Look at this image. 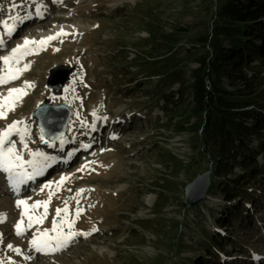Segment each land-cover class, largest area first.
I'll use <instances>...</instances> for the list:
<instances>
[{
    "label": "rangeland",
    "instance_id": "obj_1",
    "mask_svg": "<svg viewBox=\"0 0 264 264\" xmlns=\"http://www.w3.org/2000/svg\"><path fill=\"white\" fill-rule=\"evenodd\" d=\"M224 1L0 0V57L24 38L41 41L40 29L32 24L19 23V30L8 36L3 22L12 28L18 20L34 17L33 24L71 26L67 35L29 44L27 55L10 62L13 68L27 69L17 82L0 84V92L11 85L27 89L21 102L0 118V132L22 122L3 147L14 145L23 160H35L41 167L43 159L29 152L48 158V169L23 183L19 192L0 171V213L6 216L0 222V264H264V148L255 156L262 171L240 184L248 196L228 198L219 191L224 179L214 176L211 161L198 153V134L189 131L193 119L180 117L189 99L185 81L197 66L196 58L209 48L204 38L222 23L216 12ZM38 11L44 17H37ZM78 26L88 28L79 32ZM223 44L230 46L228 39ZM262 59L264 54L250 65L259 68L255 71L240 67L251 77L245 85L223 81L228 89L240 84L256 92L252 98L260 100L264 115ZM55 65L71 68L59 90L46 85ZM169 68L177 72L174 79L166 82L156 75ZM0 69L6 71L3 61ZM60 76L58 72L53 83ZM179 90L184 97H177ZM37 99L64 103L71 110L64 149L58 143L63 138L52 141L40 135L31 117ZM96 120L99 126L93 125ZM248 144L257 149L259 140L252 136ZM208 169L210 184L203 200L182 206L185 185ZM242 173L235 165L226 179ZM17 200L28 205L49 201L46 213L43 206L34 209L42 223L28 228L23 217L20 235L15 228L22 220ZM77 209L83 210L78 216ZM54 219L57 232L51 231ZM69 221H74L71 227ZM39 230H49L51 237L79 234L59 251L38 253L30 241ZM50 243L54 247L56 241Z\"/></svg>",
    "mask_w": 264,
    "mask_h": 264
},
{
    "label": "trees",
    "instance_id": "obj_2",
    "mask_svg": "<svg viewBox=\"0 0 264 264\" xmlns=\"http://www.w3.org/2000/svg\"><path fill=\"white\" fill-rule=\"evenodd\" d=\"M216 13L222 23L216 24L208 38H204L209 48L196 58L197 66L189 71L190 79L185 81L189 99L185 101V114L180 117L193 119L189 131L198 134V153L211 161L213 175L224 179L219 191L228 198L247 197L245 185L240 184L254 178L263 167L257 166L255 156L264 148V115L260 100L252 98L256 92L249 93L240 84L228 89L223 80L231 86L235 80L245 85L251 77L240 67L259 69L250 65L264 54V0H225ZM223 39H228L230 46H224ZM229 67L238 72L232 74ZM171 69L156 75L161 74L167 82L177 73ZM181 93L179 90L178 98L184 97ZM162 97L167 99L166 94ZM251 105L257 107L248 108ZM248 120L252 121L249 125ZM252 136L259 140L257 149L249 147ZM235 165L243 173L226 179Z\"/></svg>",
    "mask_w": 264,
    "mask_h": 264
},
{
    "label": "snow or ice",
    "instance_id": "obj_3",
    "mask_svg": "<svg viewBox=\"0 0 264 264\" xmlns=\"http://www.w3.org/2000/svg\"><path fill=\"white\" fill-rule=\"evenodd\" d=\"M4 23V28L6 30L5 34L8 36H11L14 31H16L15 27L9 28L8 24L6 22ZM63 30H61L60 33H57V35H64ZM54 36H49L46 38H43L41 41H31L28 38H24L23 44H18L15 48L11 50V53L7 56L0 57V61H3L6 71L3 69H0V84H7L9 81L16 80L19 78V75L22 71L26 70L28 65H24L23 68H13L11 67L12 61H19V59L23 55L28 54V46L29 44H36L39 43L43 45L46 43L47 40L54 39ZM4 41L3 39H0V45H3ZM26 86H30L29 82H25ZM25 94L22 88H10L8 89V95L7 97L0 96V118H6V111L4 110L6 107L11 108L12 107V101L15 99H18L20 95ZM22 123L18 121H14L12 124H9L7 126V129L3 132H0V171H3L7 174V180L9 183L10 188L13 191L19 192V185L26 183L28 180H32L35 176L42 175L43 169L47 167V157L42 152H29V155L32 157H41L44 161L43 166H38L37 162L35 160H28L25 161L22 159V156L19 152L15 151L14 145L9 146L7 148L3 147L4 140L11 134L12 131L17 130V124ZM27 131L26 129L24 130ZM21 143L24 141V135L21 134L20 136ZM24 147L27 148V144H24ZM26 165H29L32 167V172H25L24 168ZM64 178H61V181L59 183H63ZM49 201H36L32 205H28L25 200H17L16 204L17 207L24 206V211L21 212L22 220L20 222H17L15 225L16 233L17 235L22 234V232L25 230L22 228V222L23 217H28V224L27 227H31L33 223H42L43 217H33L27 212V209L30 207L32 209H35L37 207L43 206L45 208V213L47 211V204ZM63 211L67 212V207L63 209ZM83 211L82 209H77L76 214L77 216L80 214V212ZM61 212V209H57V215H59ZM3 219H6V216L2 213H0V222L3 221ZM74 223V221H69V227H71V224ZM49 230H44L43 233H39L38 235H34L33 239L30 241L31 246L35 249L36 252H46V250L51 251H59L61 248L66 247L72 240V238L75 235H78L79 233L69 232L67 235H64L63 232H58L57 236L55 237H49L47 235ZM53 232H57V225L55 222V219L53 220V227L51 229ZM95 231V229H93ZM55 240L56 244L53 247L50 243L51 240ZM8 248L11 249L12 245H8ZM17 251H19L17 249Z\"/></svg>",
    "mask_w": 264,
    "mask_h": 264
},
{
    "label": "water",
    "instance_id": "obj_4",
    "mask_svg": "<svg viewBox=\"0 0 264 264\" xmlns=\"http://www.w3.org/2000/svg\"><path fill=\"white\" fill-rule=\"evenodd\" d=\"M61 76L57 83H53L57 73ZM71 73V68L64 65H55L48 71L46 85L53 89H61ZM71 110L64 104H51L47 101L35 105L31 112V117L36 119L37 129L42 137L57 141L65 136L67 121ZM210 184V170L198 174L191 182L187 183L183 189L184 198L182 206L189 207L203 200L205 192Z\"/></svg>",
    "mask_w": 264,
    "mask_h": 264
},
{
    "label": "bare ground",
    "instance_id": "obj_5",
    "mask_svg": "<svg viewBox=\"0 0 264 264\" xmlns=\"http://www.w3.org/2000/svg\"><path fill=\"white\" fill-rule=\"evenodd\" d=\"M21 4H18V6H20ZM17 6V7H18ZM37 17H39V18H41V17H44V14H42V12H40V11H38L37 12ZM36 18H34V17H29V18H27L26 20H23V21H20V20H18L17 21V23H16V25H15V29H16V31H14L13 33H12V35L13 34H15L18 30H19V23H21V27L25 24L26 26H29V24H32V29H34V28H39L40 29V32H39V37H41L40 38V40H42L43 38H46V37H49V36H54L55 38L56 37H59V36H61V35H57V33H60L61 32V30H63V33H65L64 35H67L68 34V32L70 31V28H71V26H69L68 24H66V23H60V24H56V23H54L52 26H48V27H46L45 26V23H43V22H39V23H36V24H33V22H35L34 20H35ZM63 19V18H62ZM53 22H55V21H53ZM88 27H85V26H78V30H79V32L80 31H82L83 29H87ZM63 35V36H64ZM30 40V39H29ZM23 41L24 40H22V41H20V43L19 44H23ZM20 76H21V73H20V75H19V78H20ZM19 78L18 79H16V80H12V81H9L8 83H14V82H17L18 80H19ZM4 86L6 85V84H3ZM10 88H22L23 89V91H24V93H26L27 92V89L26 88H24V87H15L14 85H11L10 86ZM9 88V89H10ZM7 95H8V90L7 91H1L0 92V96H3V97H7ZM25 94H23V95H20L19 96V98L18 99H15L14 101H12L11 103H12V107L10 108V109H12V108H14V107H16L20 102H21V99L23 98V96H24ZM42 102V100H40V99H37L36 101H35V105H38V104H40ZM9 108H5L4 110L5 111H9L10 110ZM100 120H96L94 123H93V125L94 126H99V124H100ZM67 140V138H63V139H60L59 140V144H60V148L61 149H64V146L65 145H67L68 144V142L66 141ZM53 145V144H52ZM52 147H54V146H52ZM72 155H71V153H69L68 154V156H67V158L65 159V160H67V162L69 161L68 159L71 157ZM48 168L47 167H45L44 169H43V172H45L46 170H47ZM26 172V171H25ZM30 173V172H29ZM39 176V175H38ZM38 176H35V177H38ZM34 179V178H33ZM29 186V184L27 183V185H26V187H28ZM19 190L20 191H22V184H21V187H19ZM27 190V189H26ZM20 210L21 211H24L25 209H24V206H20ZM27 212L30 214V215H32L33 217H40L35 211H34V209H32V208H28L27 209ZM26 218H27V220H28V217L26 216ZM20 221V220H19ZM28 224V223H27ZM35 224H37V223H33L32 224V226L30 227V228H32ZM29 228V227H28ZM44 232V230H39V231H36L35 233H34V235H38L39 233H43ZM49 233V232H48ZM48 233H47V235H48ZM49 236V235H48ZM49 237H51V236H49ZM33 239V236L31 237V240ZM47 252H50V250H46Z\"/></svg>",
    "mask_w": 264,
    "mask_h": 264
}]
</instances>
